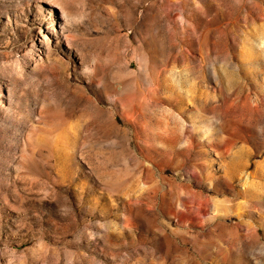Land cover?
<instances>
[{"label": "rangeland", "instance_id": "rangeland-1", "mask_svg": "<svg viewBox=\"0 0 264 264\" xmlns=\"http://www.w3.org/2000/svg\"><path fill=\"white\" fill-rule=\"evenodd\" d=\"M0 264H264V0H0Z\"/></svg>", "mask_w": 264, "mask_h": 264}]
</instances>
